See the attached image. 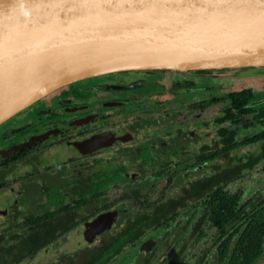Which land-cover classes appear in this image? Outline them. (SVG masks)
<instances>
[{
  "label": "water",
  "instance_id": "1",
  "mask_svg": "<svg viewBox=\"0 0 264 264\" xmlns=\"http://www.w3.org/2000/svg\"><path fill=\"white\" fill-rule=\"evenodd\" d=\"M226 69L264 73V0H0V124L98 75ZM59 131L0 148V158ZM113 215L86 223L84 241L108 229Z\"/></svg>",
  "mask_w": 264,
  "mask_h": 264
},
{
  "label": "trees",
  "instance_id": "2",
  "mask_svg": "<svg viewBox=\"0 0 264 264\" xmlns=\"http://www.w3.org/2000/svg\"><path fill=\"white\" fill-rule=\"evenodd\" d=\"M262 98L263 91L239 88L203 103L202 108L220 104L221 110L211 115L210 122H202L201 145L193 162L185 158L182 163L173 164V168L169 164H153L158 172L153 173L152 180H129L123 176L127 169L124 165L109 172L85 165L73 172L66 185L51 187L46 193L44 207L49 211L25 219L23 244L11 256L0 251V264H18L17 256L22 260L34 257L71 229L55 226L60 216L87 210L106 191L119 186H123V193L117 200L93 213L108 211L120 200L128 201L133 211L90 242L84 241L82 248L62 256L57 264H110L142 237L167 228L184 211L190 213L187 225L198 214L190 238L199 240L205 236L201 230L205 224L213 230L208 247L195 264L264 262V191L244 198L239 190H226L229 183L257 169L264 161V102L255 103ZM246 116L248 120L244 119ZM141 156L149 161L147 154ZM141 166L131 167L145 175ZM164 167L171 169V174L161 173ZM182 235L183 231L177 229L160 235L151 246L148 244L143 264L157 256L160 249L159 264H175L170 255L174 250L176 255L184 250L187 242L179 246Z\"/></svg>",
  "mask_w": 264,
  "mask_h": 264
},
{
  "label": "flooded vegetation",
  "instance_id": "3",
  "mask_svg": "<svg viewBox=\"0 0 264 264\" xmlns=\"http://www.w3.org/2000/svg\"><path fill=\"white\" fill-rule=\"evenodd\" d=\"M139 78H144V80H146L141 86L143 87L144 92L139 90L136 94L140 96L145 95L143 101L151 106V111L155 110L156 113H160L156 118L151 117L147 120V123L150 124L149 126H141L140 122L142 120L140 116H136L134 118H126L124 116L118 117L117 109L114 108L118 107L120 103L115 100L95 103L90 99V96L94 93V91H121L126 83ZM183 79L191 80L192 78H188V76L180 74L177 76L169 71L117 72L98 75L96 77L94 76V78H86L79 82L72 83L66 86V88L59 89L58 91L52 93L53 95L51 97L42 98L10 117V119H8L6 124L2 127V132L5 134L12 132L14 134L11 140L7 143L1 144L0 148L14 146L32 135L42 134L55 128H59L60 131L50 138L35 143L27 149L19 151L7 158H0V169L2 168L6 170L10 163L36 152L40 148H43V144L46 143H49V145L46 146L47 148H45L48 151V154L58 145H64L73 150V154L64 159L66 160L64 165H71L69 178L65 183L59 186L49 185L45 188V192L43 193L44 199L40 204V207L45 213L50 210L49 208L46 209L44 207L46 193L49 189L51 187H62L66 185L72 177V173L79 172L85 165H94L96 166V169L100 168L101 170L107 172L124 165L127 169L123 173V176L127 177L129 180L139 183L142 181L152 180L153 173L155 174L158 172L157 169L152 167L153 164H169L168 167L173 168V164L182 163L185 158L188 159L189 163H192L194 160L193 155L197 152L201 145V124L203 121L210 122L212 119L211 115L215 114L214 112L207 113V111H210V108L213 106H221L220 104H211L210 106L202 108V104L217 96L225 95L228 92L224 94L215 93L214 96L200 102H195L194 100L182 101V106H189L192 112L191 114L197 115L198 119L197 121L193 118L180 120L175 113L171 112L168 114V98L170 97V94H168L167 88L172 82H179ZM193 80L195 85L198 87L214 83V81H210L209 79L203 77H196ZM158 87L161 88V92L157 91ZM45 112L48 113V117L52 119L51 121H53V123L48 127L41 129L38 127L39 124L36 119L41 115V113ZM141 114L143 116H149L147 115V112H140L139 115ZM244 119L248 120L249 116L244 117ZM153 122L154 125L157 123L159 127L154 128V125H151ZM147 137H149V140H145L148 139ZM90 139L93 140L89 143L82 144ZM54 140H57L58 142H54ZM91 143L96 145L98 144V146L90 150L88 148ZM73 144L81 145L79 146V149H76ZM142 154H147L149 161L144 159L141 156ZM40 158H38V160ZM144 160H146V162H144ZM42 162H44V160L41 161V163ZM263 164L264 161L260 165ZM54 165H62V163L60 161L58 164ZM135 165H142V169L146 172L145 175L142 171L138 172L137 170H134V167H131ZM168 167H164V171L161 173L164 175L171 174V169H168ZM20 180L21 181L17 180L16 182H21L22 186L26 184V182L24 183L23 181L24 179L20 178ZM1 187L3 186H0V188ZM112 189H119L120 194L123 193V186ZM2 190L4 189H0V191ZM6 191L10 192L11 190L10 188H6ZM0 194H2V192ZM14 195L15 196L11 203H6L7 205L9 204L7 207L15 206L19 191L16 190ZM1 199H3V197ZM22 201L24 202V200L19 198V202L21 203ZM67 201L70 202L71 199L68 198ZM5 208L6 206H4V209ZM73 212L74 211H69L65 215L60 216L57 219L55 226H59V220L64 217H70V214ZM107 212L109 211H101L92 215V217L94 216L95 218L96 216ZM110 212L114 213L111 222V224H113L115 222H113L115 212ZM0 213L4 215L6 210L1 211ZM83 218L87 217H82L80 220H83ZM197 218L198 214L195 215L194 220H197ZM92 219L86 221L83 220L84 227L85 224L90 222ZM24 221L25 219L21 223V229L23 231H25V228L22 225ZM52 224V227H54L53 222ZM257 264H264V262L259 261Z\"/></svg>",
  "mask_w": 264,
  "mask_h": 264
},
{
  "label": "rangeland",
  "instance_id": "4",
  "mask_svg": "<svg viewBox=\"0 0 264 264\" xmlns=\"http://www.w3.org/2000/svg\"><path fill=\"white\" fill-rule=\"evenodd\" d=\"M244 71L245 69L209 70L205 73H202L201 71L186 73L169 71L177 76L180 74L192 79H183L182 81L172 82L168 85L167 92L170 94V97L168 98L169 101L167 100L169 106V109L167 110L168 114L171 112L175 113L180 120L193 118L197 121V115L191 114L192 112L189 106H182V101L194 100L195 102H200L214 96L215 93L224 94L233 89L235 90L239 88H250L255 91L264 92V73L257 71L255 74L241 76L240 74ZM196 77H203L210 81H214V83L198 87L193 80ZM145 81L144 78L130 81L124 85V88L121 91H94L90 96V99L95 103L115 100L120 103L118 107L114 108L117 109L118 117L124 116L126 118H134L140 116L142 120L140 122L141 126H149L150 124L147 123V120L151 117L156 118L160 113H156L155 110L151 111V106L143 101L145 95L140 96L136 94L139 90L143 91V87L141 86ZM66 86L62 88H66ZM58 90L59 89L49 93L43 98L51 97L53 95L52 93ZM157 91L161 92V88L158 87ZM260 100L264 101V99H259L258 101ZM219 110L220 107L213 106L210 108V111H207V113ZM140 112H147V115L149 116H143L142 114L139 115ZM7 120L0 124V145L9 142L14 134L12 132L8 134L2 132V127L6 124ZM36 120L39 124L38 127L41 129H44L53 123V121H51L52 119L48 117L47 112L41 113ZM151 125H154V122L151 123ZM156 127H159L157 123L154 125V128ZM147 138L148 139L145 140H149V137ZM56 141L57 140H54V142ZM47 145H49V143L43 144V148H40L36 152L10 163L6 170L2 168L0 169V186H3L0 189H4L0 191V193L2 192V194H0V212L6 210L4 215L0 213V251L9 256H11V253L15 248H18L23 244V237L26 235V231L21 229L22 221L28 217L44 213L40 204L43 202V193L45 192L46 186H59L65 183L69 178L71 165H64V162L66 161L64 159L72 155L73 150L64 145H58L48 154V151L45 149L47 148ZM44 155L46 156L43 157ZM38 158L40 159L38 160ZM43 160L44 162L41 163ZM60 161L62 165H54L58 164ZM20 178L24 179V183L26 182L23 186L21 182H16L17 180L21 181ZM39 183L40 185L38 186ZM6 188H10L11 191H6ZM16 190L19 191V195L16 199L15 206L7 207L13 200ZM226 190L230 193L239 190L243 193L244 198L259 191L263 192L264 164L260 165L259 168L253 170L248 175L229 184ZM119 194V189L109 190L98 201L93 202L87 210L84 209L85 211H83V209H80L71 213L70 217L60 219L59 227L61 229L72 228L67 233L60 235V237L54 242L39 250L34 257L22 260L21 256H17V260H19L18 264H57L62 256L68 255L82 248L84 244L82 233L85 230V227L84 221L80 220V218L87 217L88 220L94 218V216L92 217L89 214L95 215V213H93L94 211L96 212L103 206H109L111 202L117 200ZM2 197L3 199H1ZM19 198L24 200V202L22 201L20 203ZM8 202L9 204L7 205L6 203ZM4 206H6L5 209ZM133 209L134 208L128 201L122 200L116 202V204L108 211L115 212L113 222L115 221V223H117L118 221H121L123 216L126 217L129 212L133 211ZM189 216V212H181L167 228L147 234L132 248L126 250L123 255L110 264H143V258L148 244L151 243V246L160 235L165 232L173 233L176 229L179 232L183 231L179 246L183 245L185 242H187V244L179 255H176L174 250L170 255L171 260L174 258V260H176L175 264H195L199 258L202 257L203 252L208 247L213 230L209 228L208 224H205L201 228L205 236L199 240H195L194 237L190 238L189 235H191L190 232L196 219L187 226ZM195 233L197 232H193V236ZM160 251H157V256L153 257L147 264H159L157 257ZM164 264H167V261Z\"/></svg>",
  "mask_w": 264,
  "mask_h": 264
}]
</instances>
